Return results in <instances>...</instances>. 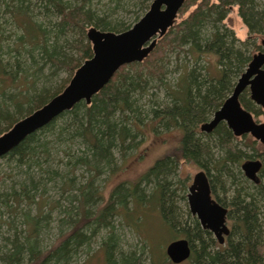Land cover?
<instances>
[{
	"label": "trees",
	"instance_id": "16d2710c",
	"mask_svg": "<svg viewBox=\"0 0 264 264\" xmlns=\"http://www.w3.org/2000/svg\"><path fill=\"white\" fill-rule=\"evenodd\" d=\"M262 1L185 0L179 12L189 10L188 15L175 21L147 58L123 65L89 104L84 100L78 102L1 157L17 163L19 177L6 176L0 180V225H8L6 235H2L1 264H72L80 249L108 227L111 231L101 241L107 264H146L142 256L146 244H142L140 252L120 248L119 237L109 219L122 213L139 230L148 217L146 210H157L168 227L183 229L192 247L187 260L190 264H264V150L256 148V140L251 145L252 152L239 147L237 137L225 122H220L212 132L201 131V124L232 93L252 58L246 42L254 41V35L264 36ZM234 5L248 28V40H240L232 29L224 26L227 12ZM149 6L144 5V10ZM2 11L10 14L17 31L13 45H8L6 51L1 44L12 38L13 33L6 34ZM132 25L99 14L91 6V0H0V90L7 78L13 84L20 73L35 76L36 69L42 71L45 66L52 70L50 75L63 69L73 76L93 55L88 27L121 32ZM252 40L250 45L263 50ZM27 44L31 47L25 48ZM187 45L196 62L203 54H212L218 68L202 72L203 67L195 64L171 83L167 78L169 54ZM2 51L7 58L1 57ZM65 82L53 90L50 86L36 89L28 97L25 111L17 94L0 95L4 97L0 101V135L60 93L68 83ZM161 87L166 89L165 101L153 98ZM146 96L148 100L142 101ZM240 99L255 118L264 116V108L250 98L248 89ZM9 104L15 113L9 110ZM157 126L180 130L177 148L156 159L136 183L116 185L104 202L100 189L94 188V177L105 168H113L119 153L126 157L142 141L146 130L149 127L157 130ZM213 147L219 148L216 157ZM258 158L263 162L261 180L249 188L238 180L243 175L241 163ZM182 160L195 161L204 167L215 198L223 205L228 204V219L233 227L224 244L203 228L190 210L182 213L177 206L176 192L170 188L168 177ZM78 168L94 171L90 175L93 178L69 194L68 206L60 210L65 218L61 219L64 226L59 236L52 245L42 247L39 236L45 216L41 214L45 206H51L42 197L51 188L63 191L74 188ZM144 181L154 183L148 194L141 186ZM95 199H102L104 204L93 213L88 207L93 206ZM53 202L51 207L58 203L60 206L59 200ZM32 205L38 206L37 214H32L29 207ZM5 214L9 220L4 219ZM17 221L24 225L20 231L13 227ZM149 264L175 263L165 252L160 258L151 255Z\"/></svg>",
	"mask_w": 264,
	"mask_h": 264
},
{
	"label": "rangeland",
	"instance_id": "374dc122",
	"mask_svg": "<svg viewBox=\"0 0 264 264\" xmlns=\"http://www.w3.org/2000/svg\"><path fill=\"white\" fill-rule=\"evenodd\" d=\"M122 1H123L122 3H119V0H91V6L95 10H97L99 14H103L107 16L108 19H111L113 21L121 20L127 23L134 24L137 21V18H140L148 10V9L146 11L144 10V5L145 6L146 4L150 5L152 2V0H122ZM262 3L264 6L263 1ZM188 13L189 10L185 11L184 13L179 12L177 20L181 19V17L187 16ZM1 16H3V20L5 21V27L7 30L6 34L11 35L13 33V36H11L12 38H10L7 42H2L1 44L3 50L6 51V49H8L6 48L8 47V45L9 46L13 45L12 40L14 39L17 31H14V27H13L14 24L10 18L9 13L6 12L4 13V11H2ZM223 23L225 24L224 26H227L229 29H232L235 32V35L240 40L242 41L248 40L249 31L246 24L243 22V19L239 15L237 5H234L229 8V11L227 12V15ZM263 37H264L263 34L254 35L255 44L262 46L261 39ZM250 40L252 39H249V42L248 43L246 42L245 46L247 47L248 52L249 53L251 52L253 56L254 53H257L262 49L259 50L258 48L257 49L254 48L253 45H250L249 44ZM254 41L252 40V42ZM27 47H31V45L28 44L25 45V48ZM253 49H254V53H253ZM4 51H2L1 57L7 58V56L3 55ZM169 57L170 59L168 64L167 78L171 83H173L181 73L185 72L186 70H189L195 64L203 67L202 72H206L207 68L209 69V71L210 70L214 71L215 67L216 69L218 68L216 57L213 56L212 54H203L201 56V59L198 62H196L195 61L196 56L195 54H191L189 52L188 45L182 49H179L174 53H170ZM51 71L48 66H45L42 71H38L36 69V73L34 74L35 76H31V75L27 76L24 73L23 74L20 73L19 77L17 78V80L14 81L13 84L11 78H7L6 83H9V86L7 87L6 83H4L2 85V89L0 90V95L6 94V96L9 97L8 95L10 93L17 94L16 96H18L19 100L25 106L24 109L25 111L26 108L29 106L28 97L31 95V93H35L36 89L42 90L43 87L48 88L49 86H50V90L55 87L59 88L60 85L63 84L65 81L66 82L68 81L69 83L70 79L72 78L69 71L60 69L58 73H55L54 75L52 74L50 75ZM37 74L39 75L38 77ZM46 76L49 77L46 78ZM166 94L167 93L165 87L163 88L161 87L160 89L158 88V91H156V96H154L153 98L154 99L158 98L160 101H165L167 99ZM2 98L4 97L0 96V101ZM145 100H148V96L143 98L142 101ZM9 110L13 113L16 112L11 105ZM212 117L213 114L211 115L210 119ZM256 120L264 121V116L260 115L256 117ZM2 124L3 126H5V122H3ZM154 125L155 124H153V126ZM180 138H181L180 130L177 129L165 130L161 126H157V130H153L151 127H149L148 130H146L145 135L141 137L142 141H140L134 149L129 150L126 157H123L122 154L119 153L116 159V165L113 168L111 169L105 168L102 173L94 177L95 180L94 188H97L98 191L100 189L101 196H103L105 202V199L108 198L111 190L116 185L120 183H124L125 185H127L128 183H136L148 171V169L153 165L156 159L166 154L173 153L179 144ZM253 140L254 138L251 135L247 134L246 137L245 136L237 137L236 143L238 144L239 147H242L244 150L248 152H252L251 145L252 143L254 144ZM255 146L258 150L261 151L264 150V147L258 141L257 143H255ZM212 153L215 155V157L218 156L220 154L219 148L213 147ZM59 156L62 157V154ZM201 169L206 170L204 167H201L198 162L182 160L177 164L175 172H173L172 175L168 177L169 181L171 182L170 188L176 192L177 206L180 208L182 213L190 210L188 203L189 187L193 182V178L195 174ZM17 171H18V165L16 162L13 161L9 162L5 158H0V180L6 176H8L7 178L9 179L10 177L17 179L18 177ZM92 173L85 172L82 168H78L74 173L76 177V181H75L76 184L74 188L69 187L65 191L59 189V187L57 189L51 188L43 195L42 198L44 199L47 198V200L50 201L51 206H53L52 202L56 200L60 201V206L58 203V205L57 204L55 205L56 207L45 206L43 208V213L41 214V217L42 216L45 217L42 218V228L39 236L40 239L39 244L42 247H48L55 242V240L60 234V230L62 226H64L62 225L61 219L63 217L65 218V216L64 213L60 211L61 208H63L66 205L68 206L69 194H74L79 186L85 184L87 180L93 178L90 177ZM245 179L246 177L244 176L243 173V175L239 176L238 180H240V182L241 181L244 182L243 183L244 186L248 185L249 187L253 185L252 181L247 180L248 182L247 183ZM141 186L145 189L146 194H148L154 187V183L152 182L146 183L144 181ZM220 195L222 197L225 196V194L223 193H220ZM183 196L185 197V199L183 198ZM76 202L77 201H75L74 203ZM104 202L102 199H95L93 206L91 205L88 208L94 213L98 210L99 207L103 206ZM29 207L31 209L32 214H37V210H38L37 205H32ZM29 207L27 206L28 209ZM145 214H147L148 217L147 219H144V221H142V228H140L139 226V230L133 224L132 220L129 219L128 217L126 218L122 213L116 214L115 216L110 217L109 219L113 223L114 232L119 237L120 248L124 249L125 251L136 249L138 252H140L142 250V244H146L147 248L144 250V254L142 256L145 260V263L149 264L151 261V255L152 256L155 255L157 258H160L161 255L166 252V246L170 241L179 238H185V235L183 234V229L177 230L175 228L168 227V225H166L165 223V220L163 219L162 214H159L157 210H152V211L146 210ZM191 215L194 216L192 213ZM183 216L184 218L188 217L186 214ZM262 216H263L262 220L264 223V214ZM4 219L9 220L6 214L4 216ZM230 224L231 222H229V226ZM13 227L17 228V230L20 231V229L24 228V225L21 224L20 221H17ZM7 230H8L7 223H2L0 225V231H1L0 249L4 244L2 235H6ZM110 231H111L110 227L102 228L97 235L92 237L88 245H84L80 249V251L73 259L72 264H107L105 260L104 248L101 245L102 244L101 241L104 237H106L110 233ZM0 264H1V260H0ZM180 264H190V262L186 261Z\"/></svg>",
	"mask_w": 264,
	"mask_h": 264
},
{
	"label": "water",
	"instance_id": "95a60500",
	"mask_svg": "<svg viewBox=\"0 0 264 264\" xmlns=\"http://www.w3.org/2000/svg\"><path fill=\"white\" fill-rule=\"evenodd\" d=\"M185 0H152L149 9L129 28L121 32L102 30L95 26L87 30L93 55L75 71L68 85L32 113L17 120L0 135V158L13 150L30 134L41 129L61 113L72 109L84 100L90 103L115 73L123 66L142 62L155 49L159 37L164 36L177 20ZM263 50L255 53L245 71L238 78L232 93L214 112L213 117L201 124V131L212 132L225 122L235 136L251 134L264 145V121H257L253 113L241 102V94L248 89L250 98L264 108V38ZM260 160L242 163L245 175L258 180ZM190 212L205 229L210 230L220 243L231 229L227 224L228 209L215 197L206 170L198 171L189 187ZM168 258L175 264L188 260L192 247L187 238L170 241L166 246Z\"/></svg>",
	"mask_w": 264,
	"mask_h": 264
},
{
	"label": "flooded vegetation",
	"instance_id": "af4514ba",
	"mask_svg": "<svg viewBox=\"0 0 264 264\" xmlns=\"http://www.w3.org/2000/svg\"><path fill=\"white\" fill-rule=\"evenodd\" d=\"M159 38H161V37H159ZM158 38V39H159ZM158 41V40H157ZM214 115V114H213ZM254 115V114H253ZM255 117V116H254ZM256 119V118H255ZM206 122V121H205ZM234 134V133H233ZM244 135H247V134H243V135H241V136H244ZM249 135H251V134H249ZM252 136V135H251ZM236 137H240V136H236ZM253 137V136H252ZM254 138V137H253ZM254 140H256L255 138H254ZM256 141H258V140H256ZM258 142H260V141H258ZM260 144H262L261 142H260ZM262 146L264 147V145L262 144ZM261 151V150H260ZM255 160H260L261 161V163H262V165H261V167H260V169H259V171L257 172V178H258V180H253V179H251V178H249V177H247L246 175H245V173H244V171H243V169H242V167H241V170H242V172L244 173V176L248 179V180H250V181H252V182H258L259 180H261V177H260V172H261V169H262V167H263V162H262V160L260 159V158H258V159H255ZM244 162V161H243ZM242 162V163H243ZM241 166H242V164H241ZM213 192V191H212ZM213 197H215V195L213 194ZM223 205V204H222ZM225 207H227V209H228V212H227V224H228V226H229V219H228V213H229V206H228V204L226 203V205H224ZM232 223L230 224V226H229V228L231 229V231H232ZM231 233V232H230ZM214 235V234H213ZM230 235V234H229ZM229 235H227V236H225V241L227 240V238H228V236ZM215 237V236H214ZM216 238V237H215ZM217 239V238H216ZM219 242V241H218ZM220 243V242H219ZM225 243V242H224ZM224 243H220V244H224ZM187 261V260H186ZM186 261H184V262H186ZM183 263V262H182ZM180 264V263H179Z\"/></svg>",
	"mask_w": 264,
	"mask_h": 264
},
{
	"label": "bare ground",
	"instance_id": "6f19581e",
	"mask_svg": "<svg viewBox=\"0 0 264 264\" xmlns=\"http://www.w3.org/2000/svg\"><path fill=\"white\" fill-rule=\"evenodd\" d=\"M255 54V53H254Z\"/></svg>",
	"mask_w": 264,
	"mask_h": 264
}]
</instances>
